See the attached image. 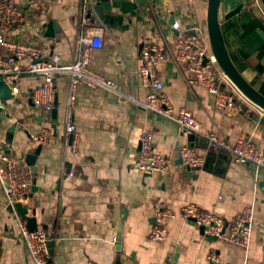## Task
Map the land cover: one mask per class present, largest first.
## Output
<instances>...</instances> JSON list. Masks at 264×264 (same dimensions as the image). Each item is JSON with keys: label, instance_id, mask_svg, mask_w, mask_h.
<instances>
[{"label": "crops", "instance_id": "1", "mask_svg": "<svg viewBox=\"0 0 264 264\" xmlns=\"http://www.w3.org/2000/svg\"><path fill=\"white\" fill-rule=\"evenodd\" d=\"M263 1L222 0L220 23L236 68L264 95ZM109 2L111 9L102 13L93 9L95 0L86 10L84 0H51L45 15L22 7L23 19L5 31L7 39L34 43L44 56L58 53L62 64L71 65L78 58V39L85 28L102 22L108 30L105 46L94 51L92 67L114 80L120 93L79 86L71 108L80 133L76 152L65 138L69 76L57 78L56 112L51 118L38 114L30 98L39 76L25 75L18 96L2 98L5 92L0 90V150L23 161L30 153L37 155L36 190L32 187L27 208L37 218L38 229L49 234L53 263L214 264L210 256L215 254L217 264H264V169L237 163L207 138L209 131L230 142L253 138L264 148V122L256 119L264 118V110L243 97L229 79L221 80L220 87L233 93L240 112L228 116L217 110L207 88L187 83L186 64L178 65L170 52H175L177 19L185 28L200 24L208 36L207 0ZM148 44H158L166 53L157 65L163 93L176 110L192 112L204 127L203 134H185L176 123L137 103L149 93L140 74L141 50ZM39 125L52 129L47 144L29 136V128ZM144 128L154 133L160 154L176 159L178 149L190 145L204 156V165L190 171L175 161L167 174L142 172L134 162ZM189 203L215 208L229 222L255 205L248 247L205 235L181 216V208ZM161 208L174 210L176 217L158 218ZM25 219L10 211L0 185V264H32L20 233ZM155 224L168 229L166 240H151Z\"/></svg>", "mask_w": 264, "mask_h": 264}, {"label": "built area", "instance_id": "2", "mask_svg": "<svg viewBox=\"0 0 264 264\" xmlns=\"http://www.w3.org/2000/svg\"><path fill=\"white\" fill-rule=\"evenodd\" d=\"M50 1L21 0L17 4L15 0H0V81L6 82L11 87L13 95L18 96L25 75L39 76L40 82L32 90L30 98L38 114L51 118L57 103V78L63 75L69 76L65 138L70 149L76 152L80 145V133L73 120L71 108L75 105L79 86L85 85L92 89L104 88L115 93L120 91L114 80L92 67L94 51L105 46L108 33L107 27L102 22L89 25L80 34L78 58L71 65L62 64L61 55L58 53L44 56L42 48L34 43L7 39L5 31L23 19L22 7L37 9L40 14L45 15L48 13ZM92 1L94 0H84L85 10ZM173 28L177 32V39L175 52L173 53L172 50L170 52L178 65L186 64L189 73L186 77L187 83L189 85L196 83L207 88L217 110L228 116H237L240 108L233 98V93L220 87V81L229 78L219 67L203 27L196 23L191 28H185L183 21L177 19L173 23ZM165 57V51L158 44H148L142 48L140 74L144 86L149 88V93L144 101L137 103L142 108L176 123L183 133L201 135L205 129L192 112L185 108L176 110L163 93L165 84L159 76L157 65L159 60ZM25 61L27 63H23ZM192 74L195 76L193 77ZM237 91L243 96L239 90ZM28 133L32 140L39 144H47L53 135L52 129L45 125L33 126L29 128ZM207 138L212 147L231 153L237 163L243 166L252 164L264 169V148L257 145L253 138L230 142L213 131H209ZM176 159L173 156L160 154L155 147L154 133L148 128L142 129L134 162L139 170L145 173L167 174L170 167L178 160L182 165L190 168L201 167L205 163L204 156L199 155L190 145L179 148ZM34 180L35 171L26 161L0 150V185L10 206L15 208L16 203H21L28 207L31 203ZM214 209L207 210L189 203L181 208L180 213L184 219L193 221L201 228L205 235L247 248L252 236L256 206H247L230 222L219 216ZM157 217L172 219L176 217V212L169 208H161L157 212ZM20 233L32 264H54L49 234L46 230L29 229L25 219L20 223ZM168 234L165 226L155 224L150 232V238L161 242L167 239ZM2 246L3 240L0 235V256ZM210 259L214 264L219 262L215 254H211Z\"/></svg>", "mask_w": 264, "mask_h": 264}, {"label": "water", "instance_id": "3", "mask_svg": "<svg viewBox=\"0 0 264 264\" xmlns=\"http://www.w3.org/2000/svg\"><path fill=\"white\" fill-rule=\"evenodd\" d=\"M222 0H207V33L209 38V43L212 49V52L217 58L219 67L223 71V73L230 79L235 88L239 90L246 99L251 102L254 106L264 110V95L255 89L239 72L233 63L231 56L226 47V43L223 37V33L221 30L220 23V7ZM96 4L93 6V9L97 12L109 11L111 9V5L109 0H95ZM264 2V1H263ZM51 26V25H50ZM0 90L3 93L2 98H11L13 97V93L11 87L4 81H0ZM56 109L54 110V113ZM40 119H42L40 117ZM256 119L260 122H264V118L260 115L256 116ZM194 135V134H191ZM37 155L30 153L26 157V162L32 167V169L37 172L38 167L36 166ZM181 163L180 160L177 161ZM187 170H193L194 168H190L185 166ZM35 183V180H34ZM35 186L33 187V191H35ZM16 211L18 215L22 217H26L27 225L29 229L36 230L39 228L37 223V218L35 216L29 215V209L23 206L21 203H16L15 208L10 206V211ZM212 237V236H210ZM215 238L216 237H212ZM120 250V246L117 247Z\"/></svg>", "mask_w": 264, "mask_h": 264}, {"label": "bare ground", "instance_id": "4", "mask_svg": "<svg viewBox=\"0 0 264 264\" xmlns=\"http://www.w3.org/2000/svg\"><path fill=\"white\" fill-rule=\"evenodd\" d=\"M216 57V56H215ZM217 59V58H216Z\"/></svg>", "mask_w": 264, "mask_h": 264}, {"label": "trees", "instance_id": "5", "mask_svg": "<svg viewBox=\"0 0 264 264\" xmlns=\"http://www.w3.org/2000/svg\"><path fill=\"white\" fill-rule=\"evenodd\" d=\"M207 24V23H206Z\"/></svg>", "mask_w": 264, "mask_h": 264}]
</instances>
